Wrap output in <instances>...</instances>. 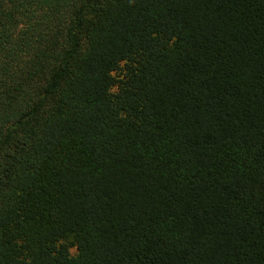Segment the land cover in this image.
Returning a JSON list of instances; mask_svg holds the SVG:
<instances>
[{
  "label": "trees",
  "instance_id": "1",
  "mask_svg": "<svg viewBox=\"0 0 264 264\" xmlns=\"http://www.w3.org/2000/svg\"><path fill=\"white\" fill-rule=\"evenodd\" d=\"M0 264H264V0H0Z\"/></svg>",
  "mask_w": 264,
  "mask_h": 264
}]
</instances>
